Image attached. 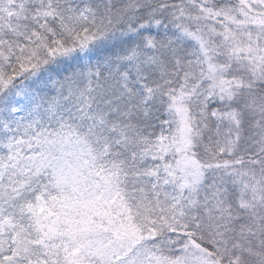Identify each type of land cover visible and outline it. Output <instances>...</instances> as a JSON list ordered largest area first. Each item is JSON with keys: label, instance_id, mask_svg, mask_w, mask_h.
<instances>
[{"label": "snow or ice", "instance_id": "obj_1", "mask_svg": "<svg viewBox=\"0 0 264 264\" xmlns=\"http://www.w3.org/2000/svg\"><path fill=\"white\" fill-rule=\"evenodd\" d=\"M0 264H264V0H0Z\"/></svg>", "mask_w": 264, "mask_h": 264}]
</instances>
